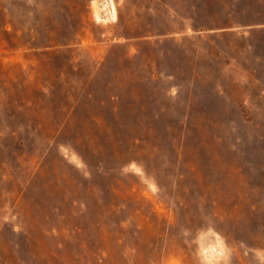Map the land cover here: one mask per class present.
<instances>
[{
  "label": "rangeland",
  "instance_id": "rangeland-1",
  "mask_svg": "<svg viewBox=\"0 0 264 264\" xmlns=\"http://www.w3.org/2000/svg\"><path fill=\"white\" fill-rule=\"evenodd\" d=\"M101 2L0 0V264H264V0Z\"/></svg>",
  "mask_w": 264,
  "mask_h": 264
},
{
  "label": "crops",
  "instance_id": "crops-1",
  "mask_svg": "<svg viewBox=\"0 0 264 264\" xmlns=\"http://www.w3.org/2000/svg\"><path fill=\"white\" fill-rule=\"evenodd\" d=\"M153 1H155V2H159V3H164V0H153ZM183 1H188V0H183ZM194 5H196V7L198 6V0H195V4ZM192 7H194V6H192Z\"/></svg>",
  "mask_w": 264,
  "mask_h": 264
},
{
  "label": "built area",
  "instance_id": "built-area-1",
  "mask_svg": "<svg viewBox=\"0 0 264 264\" xmlns=\"http://www.w3.org/2000/svg\"><path fill=\"white\" fill-rule=\"evenodd\" d=\"M102 5L109 4V0H104V2H101Z\"/></svg>",
  "mask_w": 264,
  "mask_h": 264
}]
</instances>
